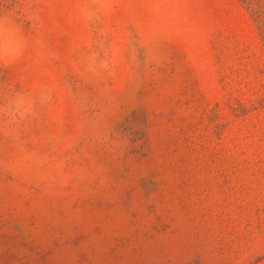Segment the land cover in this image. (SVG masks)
I'll return each mask as SVG.
<instances>
[{
  "label": "rangeland",
  "instance_id": "obj_1",
  "mask_svg": "<svg viewBox=\"0 0 264 264\" xmlns=\"http://www.w3.org/2000/svg\"><path fill=\"white\" fill-rule=\"evenodd\" d=\"M0 15L26 40L0 83L45 97L0 135V264H264V0Z\"/></svg>",
  "mask_w": 264,
  "mask_h": 264
},
{
  "label": "clouds",
  "instance_id": "obj_2",
  "mask_svg": "<svg viewBox=\"0 0 264 264\" xmlns=\"http://www.w3.org/2000/svg\"><path fill=\"white\" fill-rule=\"evenodd\" d=\"M26 40L22 28L10 15H0V65L15 63L23 54ZM45 97L39 98L23 91L13 92L0 83V135L15 139L19 128L38 115V105ZM30 157L33 154H29ZM38 161L40 158H36ZM19 170L22 165L15 166Z\"/></svg>",
  "mask_w": 264,
  "mask_h": 264
}]
</instances>
